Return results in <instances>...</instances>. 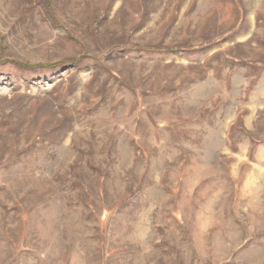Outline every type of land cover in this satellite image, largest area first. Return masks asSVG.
<instances>
[{
    "label": "rangeland",
    "instance_id": "rangeland-1",
    "mask_svg": "<svg viewBox=\"0 0 264 264\" xmlns=\"http://www.w3.org/2000/svg\"><path fill=\"white\" fill-rule=\"evenodd\" d=\"M0 264H264V0H0Z\"/></svg>",
    "mask_w": 264,
    "mask_h": 264
}]
</instances>
